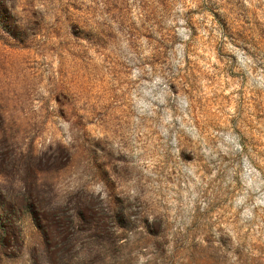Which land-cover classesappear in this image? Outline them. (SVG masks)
<instances>
[{
  "label": "rangeland",
  "instance_id": "374dc122",
  "mask_svg": "<svg viewBox=\"0 0 264 264\" xmlns=\"http://www.w3.org/2000/svg\"><path fill=\"white\" fill-rule=\"evenodd\" d=\"M0 264H264V0H0Z\"/></svg>",
  "mask_w": 264,
  "mask_h": 264
}]
</instances>
